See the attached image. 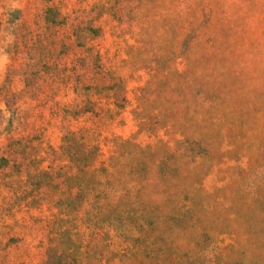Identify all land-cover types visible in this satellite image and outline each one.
I'll use <instances>...</instances> for the list:
<instances>
[{
    "label": "rangeland",
    "instance_id": "1",
    "mask_svg": "<svg viewBox=\"0 0 264 264\" xmlns=\"http://www.w3.org/2000/svg\"><path fill=\"white\" fill-rule=\"evenodd\" d=\"M71 1L77 0H64ZM96 1L77 3L89 8ZM136 1L118 0L101 21L108 43L103 53L111 56L101 63L118 76L113 96L118 112L97 145L72 133L79 122L69 116L33 132L35 138L0 139V264H74L72 256L76 264H93L103 249L102 244H84L79 250L70 198L62 207L55 205L65 197L53 171L63 149L81 156L98 150L99 168H107L103 171L111 179L140 192L152 206L153 218L144 231L125 233L131 234V252L159 250L172 264H264V162H258L264 157V132L254 139L234 129V122L245 116L256 120L264 108V35L257 33L264 24V0H142L132 10L129 30L127 11ZM6 3L7 12L18 10L24 20L32 19L33 8L22 0ZM4 5L0 2V18ZM115 17L122 18L120 25ZM4 33L1 28L0 40ZM34 36L29 42L41 47L46 36ZM255 36L257 48L249 44ZM115 37L120 54H112ZM4 49L1 43L0 129L8 114L6 96L19 102L26 95L25 75L9 68ZM96 60L87 56L84 64ZM85 69L83 78L72 82L69 98L59 102L81 100L86 85L91 91L106 90L107 79ZM214 162L226 172L209 168ZM250 167L252 172L245 173ZM219 187L226 197L242 195L250 202L233 207V244L224 236L231 221L221 216L220 205L218 211L210 207L209 198ZM85 212L80 210L83 217ZM56 215V239L49 244L37 220ZM247 235L262 245L259 260L247 252Z\"/></svg>",
    "mask_w": 264,
    "mask_h": 264
},
{
    "label": "trees",
    "instance_id": "2",
    "mask_svg": "<svg viewBox=\"0 0 264 264\" xmlns=\"http://www.w3.org/2000/svg\"><path fill=\"white\" fill-rule=\"evenodd\" d=\"M6 1L15 0H0L5 4V13L0 18V29L4 28L5 33L0 42L2 48H6L4 49L6 54L9 55V68H19L25 75L26 95L24 91L19 102H14L6 96L4 106L8 114L4 126L0 129V139L11 136L35 138L31 136L33 132L36 134L37 131H44L48 126L54 127L58 117L69 116L76 117V121L79 122L72 125L74 128L72 133L87 142V145H97L109 121L118 112L116 101L113 100L118 90L116 84L118 76L111 71V68L105 69L101 63V59L104 61L111 57L103 53L108 43L106 27L101 25V21L107 10L117 5L118 0H97L95 5L91 4L89 8H86L83 2L77 3L78 0L75 1L77 4L72 1V4L65 3L64 0H22L26 7L33 8L32 19L26 20L18 10L12 9L11 12H7V9L11 8L9 4L6 5ZM141 3L142 0H137L136 3L129 5L127 11L129 30V26H132L130 19L132 10ZM115 19L120 25L122 18L115 17ZM42 32H47L44 34L46 37L40 35ZM35 33L39 38H46L41 40V47L29 42L35 38ZM257 33L264 35V24L258 26ZM257 38L255 36V39L249 43L255 48L258 47ZM118 39L114 38L112 54L116 53L115 51L120 54L121 47ZM210 40L213 41V36ZM81 56L83 59H80ZM87 56H95L97 60L94 63L91 61L84 64ZM88 67V71H93L107 79L109 86L106 90L91 91V85H86L87 92L81 100L59 102L60 97L69 98L73 89L72 82H79L83 78L81 73H84L85 68ZM82 115H88L85 121L82 120ZM67 121L70 125L72 124L69 118ZM234 129L238 133H247L252 138L258 139L262 131L264 132V108L261 109L256 120L245 116L234 122ZM45 144L50 146L52 143L46 141ZM59 152L60 156L55 160L57 162L53 171L54 175L60 179L58 188L65 197L58 199L55 205L60 203L62 207L65 200L70 198L71 208L74 211L73 222L77 227L79 226V232L75 237L79 250L84 244L86 247L102 244L103 249L95 255L93 264H169V262L172 264V260L162 257L159 250L153 253H137L132 249L133 252H131L129 246L131 234L125 233L133 229L144 231V223L153 218L152 206L144 201L140 192H130L120 183H116V179H111L106 174V170L103 171L107 168H99L102 157L98 150L94 152L87 150L86 154H82L83 156L77 151L71 153L63 149ZM0 160H3V157H0ZM259 160L258 162L263 163L264 157ZM220 166L224 165L221 162H214L209 168L219 173L226 172L224 167L223 170H219ZM251 170L252 167L245 169L244 172L251 173ZM238 179L239 177L236 181ZM115 185L119 186V189ZM226 188L228 186H225ZM215 190V194L213 193L209 198L210 207L218 211L220 205L221 216L231 221V224L227 225L224 236L233 244V207L235 203L241 202L249 206L250 202L243 201L242 195L226 197V192H221V187ZM82 208L87 210L86 217L80 214ZM55 218H58L57 215L37 220L42 230L46 231L44 240L49 244L56 239L53 233L54 224H52ZM13 238L10 237L11 240ZM245 239L248 242L247 252L256 260L262 258V245L257 238L247 235ZM105 247L107 249H104ZM223 251L224 248L219 249L220 254ZM70 258L76 264V258L73 256ZM55 264L65 263L56 261Z\"/></svg>",
    "mask_w": 264,
    "mask_h": 264
}]
</instances>
